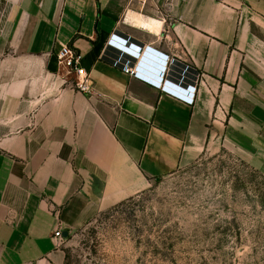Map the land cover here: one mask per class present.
Instances as JSON below:
<instances>
[{
    "label": "crops",
    "instance_id": "obj_1",
    "mask_svg": "<svg viewBox=\"0 0 264 264\" xmlns=\"http://www.w3.org/2000/svg\"><path fill=\"white\" fill-rule=\"evenodd\" d=\"M117 35L198 69L194 102L115 66ZM222 148L264 172V0H0V264H63L60 225Z\"/></svg>",
    "mask_w": 264,
    "mask_h": 264
},
{
    "label": "rangeland",
    "instance_id": "obj_2",
    "mask_svg": "<svg viewBox=\"0 0 264 264\" xmlns=\"http://www.w3.org/2000/svg\"><path fill=\"white\" fill-rule=\"evenodd\" d=\"M63 264H264V172L208 150L58 243Z\"/></svg>",
    "mask_w": 264,
    "mask_h": 264
},
{
    "label": "built area",
    "instance_id": "obj_3",
    "mask_svg": "<svg viewBox=\"0 0 264 264\" xmlns=\"http://www.w3.org/2000/svg\"><path fill=\"white\" fill-rule=\"evenodd\" d=\"M115 42L120 50L119 55H115L113 58L115 66L162 91L170 92L190 103L194 102L202 78L198 69L167 54L155 53L147 56V50L140 58L143 46L133 42L130 37L117 35ZM146 57L149 58V61L145 60ZM58 59L69 74L77 76L75 83L77 90L83 93H92L90 76L81 66L82 55L65 45L59 52ZM54 238L58 243L66 238L61 225L55 230Z\"/></svg>",
    "mask_w": 264,
    "mask_h": 264
},
{
    "label": "trees",
    "instance_id": "obj_4",
    "mask_svg": "<svg viewBox=\"0 0 264 264\" xmlns=\"http://www.w3.org/2000/svg\"><path fill=\"white\" fill-rule=\"evenodd\" d=\"M138 45H142L141 43H137ZM143 46V45H142ZM146 53H147V56H150V55H152V54H155V53H157L155 50H153V49H151V48H147V51H146ZM166 55V54H165ZM123 203V202H122Z\"/></svg>",
    "mask_w": 264,
    "mask_h": 264
},
{
    "label": "water",
    "instance_id": "obj_5",
    "mask_svg": "<svg viewBox=\"0 0 264 264\" xmlns=\"http://www.w3.org/2000/svg\"><path fill=\"white\" fill-rule=\"evenodd\" d=\"M145 60L149 61V58L146 57ZM68 235H69V231H66V232L64 233V236H65V237H68Z\"/></svg>",
    "mask_w": 264,
    "mask_h": 264
}]
</instances>
